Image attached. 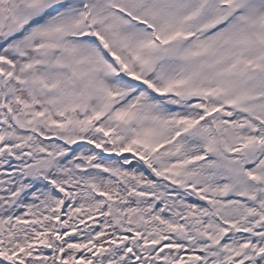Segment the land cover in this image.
Listing matches in <instances>:
<instances>
[{
  "label": "snow or ice",
  "instance_id": "1",
  "mask_svg": "<svg viewBox=\"0 0 264 264\" xmlns=\"http://www.w3.org/2000/svg\"><path fill=\"white\" fill-rule=\"evenodd\" d=\"M0 264H264V0H0Z\"/></svg>",
  "mask_w": 264,
  "mask_h": 264
}]
</instances>
